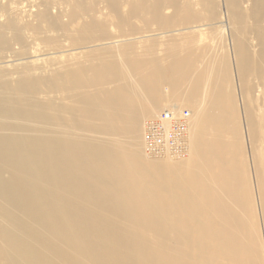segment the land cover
<instances>
[{
  "label": "bare ground",
  "instance_id": "obj_1",
  "mask_svg": "<svg viewBox=\"0 0 264 264\" xmlns=\"http://www.w3.org/2000/svg\"><path fill=\"white\" fill-rule=\"evenodd\" d=\"M49 1L0 0V264H264V0Z\"/></svg>",
  "mask_w": 264,
  "mask_h": 264
},
{
  "label": "rangeland",
  "instance_id": "obj_2",
  "mask_svg": "<svg viewBox=\"0 0 264 264\" xmlns=\"http://www.w3.org/2000/svg\"><path fill=\"white\" fill-rule=\"evenodd\" d=\"M6 0H2V3L4 4V3H6L5 2ZM25 1H27V0H17V2H18V4H20V6L25 2ZM58 2H64V0H53V1H49V7H50V9H51V11L52 12H55L56 11V9H55V6H56V3H58ZM219 2H222V0H220ZM93 3L95 4V6L97 7V11H100V12H102L103 11V5L99 2V0H93ZM3 4H1V6H0V17L3 19L5 16H6V14H7V8L6 7H3L2 5ZM35 13V10L33 9V11H31V14L29 15V16H27V17H23L22 18V20H33V14ZM40 42V41H39ZM14 47H16V46H18L17 44H15V45H13ZM146 122H149V121H147V120H145ZM152 135H151V133L149 134V137H150V141H152V140H155L154 138H152L151 137ZM171 142H169V144H170ZM148 150V149H147ZM150 151H154L153 153H156V154H158L160 151H155V150H148V152H150Z\"/></svg>",
  "mask_w": 264,
  "mask_h": 264
},
{
  "label": "built area",
  "instance_id": "obj_3",
  "mask_svg": "<svg viewBox=\"0 0 264 264\" xmlns=\"http://www.w3.org/2000/svg\"><path fill=\"white\" fill-rule=\"evenodd\" d=\"M149 129H151V128H149Z\"/></svg>",
  "mask_w": 264,
  "mask_h": 264
}]
</instances>
